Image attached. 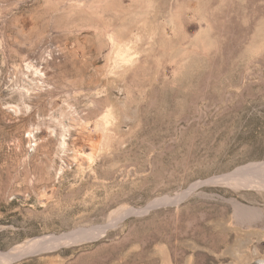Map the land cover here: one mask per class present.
<instances>
[{"label": "rangeland", "instance_id": "obj_1", "mask_svg": "<svg viewBox=\"0 0 264 264\" xmlns=\"http://www.w3.org/2000/svg\"><path fill=\"white\" fill-rule=\"evenodd\" d=\"M78 230L12 264H264V0H0V252Z\"/></svg>", "mask_w": 264, "mask_h": 264}, {"label": "bare ground", "instance_id": "obj_2", "mask_svg": "<svg viewBox=\"0 0 264 264\" xmlns=\"http://www.w3.org/2000/svg\"><path fill=\"white\" fill-rule=\"evenodd\" d=\"M26 67L30 69L31 71H34L35 73H39V70L33 65L26 64ZM188 191L190 190L188 189ZM161 202H162V199L153 201L151 204H149L144 209V211L150 209L151 207L161 204ZM131 212L132 211H130L129 213ZM129 213L120 214L118 219H122L123 215L129 214ZM93 238H94V232L88 231V230H78L73 233L71 232L69 234H61L58 236L57 235H46V236H42L39 238H34L32 240H29L28 242H25L22 245L13 247L7 252H0V264H12L13 262L19 261L21 259H24L26 257L37 254L42 251L44 252L46 250H50V249L52 250L54 248H61L60 246H63V245L68 246L73 243H78L79 241L80 242L86 241V240L89 241Z\"/></svg>", "mask_w": 264, "mask_h": 264}, {"label": "crops", "instance_id": "obj_3", "mask_svg": "<svg viewBox=\"0 0 264 264\" xmlns=\"http://www.w3.org/2000/svg\"><path fill=\"white\" fill-rule=\"evenodd\" d=\"M145 245L142 247L147 248ZM190 245V240L183 234L168 235L159 239L153 246L151 245L146 253L153 257L156 264H198V260L202 257L201 254L205 256L207 253L199 250L200 245H198L199 248L195 247V249L191 248Z\"/></svg>", "mask_w": 264, "mask_h": 264}]
</instances>
